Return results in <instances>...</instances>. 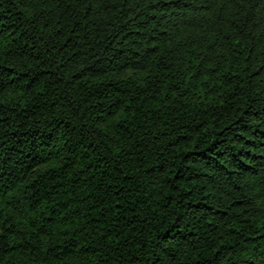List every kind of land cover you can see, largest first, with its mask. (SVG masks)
Instances as JSON below:
<instances>
[{
  "label": "trees",
  "instance_id": "16d2710c",
  "mask_svg": "<svg viewBox=\"0 0 264 264\" xmlns=\"http://www.w3.org/2000/svg\"><path fill=\"white\" fill-rule=\"evenodd\" d=\"M0 264H264V0H0Z\"/></svg>",
  "mask_w": 264,
  "mask_h": 264
}]
</instances>
